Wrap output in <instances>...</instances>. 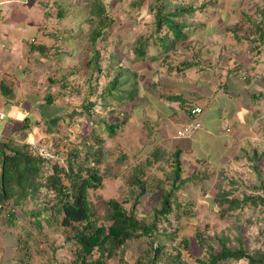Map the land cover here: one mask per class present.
<instances>
[{"label": "rangeland", "instance_id": "rangeland-1", "mask_svg": "<svg viewBox=\"0 0 264 264\" xmlns=\"http://www.w3.org/2000/svg\"><path fill=\"white\" fill-rule=\"evenodd\" d=\"M91 1L9 0L12 13L8 27L3 25V29L9 30V25L15 23L13 19L22 17L20 11L21 14L28 11L33 16L32 22L42 21V34L46 37V45L51 47L52 58L46 59L45 70L40 71L39 78L42 84L46 83L47 95H57L56 113L63 119L53 135L47 132L46 140L41 144L44 146L31 145L33 153L59 159L58 166L63 167L68 157L66 152L73 149L84 154L90 145L92 152H101L100 169L105 181L100 189L89 191V200L98 224L107 226L110 223L106 203L116 199L124 204L135 199L141 192L134 183L136 176L147 188L137 206L138 216L148 220L153 208L160 206L161 188L171 190L175 163L180 160L182 178H192L174 193L176 204L168 216L171 224L167 221L160 224L158 241L173 255L181 253L182 262L188 264H200L196 259L203 256V250L195 246L199 232L208 236L225 235L230 239L228 246L232 247H238L241 239L249 252L264 250L263 205L246 206L226 214L221 213L222 208L213 210L214 199L219 192L218 181H222L223 189L232 191L234 197L250 194L253 188L256 194L264 197V191L257 189L264 184V41L257 38V27L264 26V0H173L179 4L193 2L197 10L187 16V22L194 27L188 33L187 41L178 42L174 52L164 54L154 41L157 34L150 7L155 0H145L139 6H133L136 0H103L115 24L97 44L102 54L103 71L94 76L92 86L95 93L91 100L97 106L94 115L88 116L81 112L83 107L90 111L89 106L82 104L89 92L90 75L82 65L85 57L79 53L82 54V47L86 44L90 45ZM61 12L64 15H60ZM233 32L248 42L236 43ZM150 34L153 46L149 55L157 57L158 54V57L137 78L139 106L126 103L128 111L132 112L130 114L116 99L110 98L115 106L104 108L100 95L112 78L111 64L133 66L131 44ZM117 54L119 58L114 62L111 56ZM183 61L192 66L183 65ZM232 75L245 83L243 89L226 91L222 88L227 83L226 77ZM52 80L63 81L68 88L62 91L60 84L52 87ZM159 81L162 83V96L152 86ZM253 96L252 102H246ZM220 100L225 106H228V100L234 103L236 110L219 112ZM196 107L203 113V108L208 113L216 111V119L220 117L221 120L219 131L201 130L193 136L178 139L177 132L182 123ZM113 109L116 111L114 114L111 113ZM124 115H127V122L121 125ZM99 119L119 123L120 127L111 136L106 124ZM52 146L60 149L59 156L48 153ZM178 151H182L180 156H177ZM255 155L260 159L256 160ZM94 163L93 158L86 165L93 166ZM221 171L225 174L223 180ZM43 173L46 180V176L53 173V168L44 167ZM45 194L43 190L39 199L25 203L21 210L24 213L41 210L44 196L50 200L53 198L51 193ZM50 214L47 213L48 218ZM35 220L25 214L17 221L16 227L3 229L2 239L7 243L14 241L12 245H16L18 251L12 253L9 247L4 249L0 264H75L80 247L74 241L67 242L74 232L61 227L56 220H51V225L43 221L42 229H39ZM185 237L189 239V249L179 245ZM150 241V238H144L117 247L115 255L106 264H137L151 245ZM162 264L171 263L167 260Z\"/></svg>", "mask_w": 264, "mask_h": 264}, {"label": "trees", "instance_id": "trees-1", "mask_svg": "<svg viewBox=\"0 0 264 264\" xmlns=\"http://www.w3.org/2000/svg\"><path fill=\"white\" fill-rule=\"evenodd\" d=\"M144 1L145 0H136L133 6H139ZM89 5L90 12L93 16L90 20L91 28L88 34L90 45L86 44L82 47V54L79 53V55L85 57L82 65L86 67V73L90 75L88 79L90 87L89 92L88 94L86 93L82 103L89 106L90 111H85L83 107L81 114L85 112L88 116H93L97 103L91 100L95 93L92 83L94 76L96 74H101L103 71L101 67L102 54L97 44L99 40L104 39V37L109 34L111 26L115 24V22L111 14L107 11L103 0H93ZM150 10L153 13L154 32L157 34L154 39L155 43L158 44L163 54L165 52H174L178 42L187 41L188 33L194 28L187 22V16H191L193 12L197 10L194 7V3L179 4L174 3L173 0H155ZM60 15H64V13L61 12ZM41 30H43L42 25ZM257 31L258 40L264 41V26L257 27ZM233 37L236 43H241V41L248 42L247 39L241 38L240 34L238 35L236 32L233 34ZM150 38L151 34L139 37L133 42L134 44H131L134 56L133 66L127 67L125 64L119 63L111 64V68H113L114 71L111 75L112 78L108 80L103 94L100 95L101 99L104 100V108L107 106H115L110 102V98L116 99L121 107L127 108V111L128 104L126 103L128 102H130L132 106H139L140 101L137 78L140 72L146 71V68L150 66L148 64L158 57V54L157 57L149 55L150 47L153 46ZM34 44L35 42H32V50L38 52L40 58H52L50 55L51 47ZM105 52L107 53L106 49ZM111 57L115 62V60L119 58V55H112ZM182 64L185 66H192L188 61H183ZM170 69H173V67ZM226 79L227 83L222 87L226 91L243 89V86H245V83L241 82L239 78L233 77V75L227 76ZM52 82L54 81L52 80ZM58 84L63 88L62 91L68 88L67 84L63 81H59ZM161 84V81H159L158 83H152V86L154 90L158 91L162 96L163 93L160 92ZM6 90L7 88L5 87L3 92L5 93ZM254 98L253 96L251 101H245L252 102ZM230 100L232 99L230 98ZM230 105L234 106V103ZM222 110L223 109L220 111L222 112ZM115 112V109L111 111L112 114ZM129 113L132 114V112ZM127 115H124L125 117L121 125L127 122ZM99 120L106 124L107 132H109L111 136H113L120 127L119 123H109L107 119ZM92 131H94V129ZM98 142L103 143V140L98 139ZM31 145L32 144L28 142L15 144L11 141L8 143L7 150L5 149L2 153L0 201L5 207L4 213L6 215L2 222L3 226H6L8 229L10 226L16 227L17 221L22 219L25 214L36 219L35 225L39 229H42L41 223L43 221L51 225L56 220L61 227L70 228L74 232L72 237H68L67 242L74 241L80 247L77 252L76 260L74 261L75 264H106L107 260L115 255V249L117 247H124L130 241L144 238H150L151 245L138 259L137 264H162L167 260H170L171 264H188L182 262L181 253L173 255L164 244L158 241L157 237L160 224L166 221L170 223L168 216L174 211V206L176 204L173 196L174 193L179 191L181 186L188 183L192 178V176L182 178V165L180 160L175 163L171 190L161 188L163 192L160 206L153 208V213L148 220L141 219L138 216L137 206L140 204L141 198L146 193L147 188L145 187L146 184L136 176L134 177V183L141 188V192L136 195L135 199L129 200L130 202L127 201L124 204L116 199H110L106 203L108 208V222L110 223L107 226L98 224L93 204L89 200V191L100 189L105 181V176L100 169L102 162L100 158L102 157L101 152H92V147H90V145L84 154L78 149H73L68 153L66 152L68 156L66 165L59 167V159L38 156L33 153L35 151H33ZM55 147L48 149V153L59 156L61 154L59 151L60 149ZM62 153L65 154L64 151ZM181 153L182 151H178L177 156H180ZM254 157L256 160L260 159L257 155ZM93 158L95 159L94 165H86L88 160ZM44 167L53 168V173L47 175L46 180H44ZM221 175V180H223V178H225L223 171H221L220 176ZM64 180H66L69 185L65 184ZM217 184L219 192L214 199L216 204L215 206L213 205V210L215 211L222 208L221 213L226 214L227 212L232 213L246 206H264V197L260 194H256L255 188H253V192L250 194L244 193L240 198L234 197L232 191H225L222 181H220V183L218 181ZM257 189L264 191V184ZM43 190L46 191V194L51 193L53 198L50 200L48 196H44L45 201L43 202V208L41 210L34 209L24 213L21 208L25 203L39 199ZM176 207L179 209L180 205L177 204ZM49 212L51 214L48 218L47 213ZM190 216L193 215L190 214ZM177 220L178 218L173 221L177 222ZM229 242V237L225 235L214 234L208 236L204 232L197 233L195 246L201 248L204 253L202 258L196 259V262L200 264H221L225 262L244 261L246 264H264V250L256 249L253 252H249L243 245L241 239H239L238 247L228 246ZM179 245H183V247L187 249H189V247L191 248L189 239L186 237L182 239ZM96 254L97 256L95 257Z\"/></svg>", "mask_w": 264, "mask_h": 264}, {"label": "crops", "instance_id": "crops-1", "mask_svg": "<svg viewBox=\"0 0 264 264\" xmlns=\"http://www.w3.org/2000/svg\"><path fill=\"white\" fill-rule=\"evenodd\" d=\"M26 12L21 14L20 11L19 15L22 17L18 18L19 20L13 19L17 25L12 23L9 30L3 29L2 26H6L10 20L12 7L9 0L0 1V114L4 117L0 120V177L2 153L7 150L8 143L13 141L15 144L28 142L41 145L46 140L47 132L53 135L63 122L61 115L56 113L57 95H47L46 83L42 84L39 78L40 71L45 70L47 61L40 58L39 53L32 50L31 46L32 42H35L34 45H46V37L41 30L42 21L32 22L33 16ZM43 76L44 79L45 75ZM58 82H53L52 87ZM5 87L7 90L4 93ZM222 103L224 101L220 100L219 110H229L230 113L233 109L236 110L235 104L233 106L229 103L225 106ZM203 110L202 131H219L221 120L220 117L216 119V111L208 113L207 109ZM188 118L187 115L182 124L186 123ZM4 209L0 201V257L8 247L12 253L18 251V247L12 245L14 241L7 243L2 239L5 232L3 229H6L1 223L6 216Z\"/></svg>", "mask_w": 264, "mask_h": 264}, {"label": "built area", "instance_id": "built-area-1", "mask_svg": "<svg viewBox=\"0 0 264 264\" xmlns=\"http://www.w3.org/2000/svg\"><path fill=\"white\" fill-rule=\"evenodd\" d=\"M202 115L203 111L199 107L193 108L188 114V121L184 123L181 126L180 130L177 132L178 139H185L203 130L204 127L201 120ZM3 118V115H0V120H2Z\"/></svg>", "mask_w": 264, "mask_h": 264}]
</instances>
